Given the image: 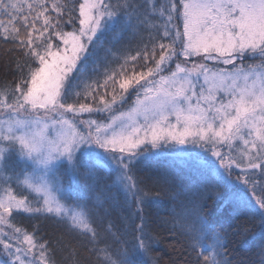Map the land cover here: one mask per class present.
I'll list each match as a JSON object with an SVG mask.
<instances>
[{"label": "snow or ice", "instance_id": "1", "mask_svg": "<svg viewBox=\"0 0 264 264\" xmlns=\"http://www.w3.org/2000/svg\"><path fill=\"white\" fill-rule=\"evenodd\" d=\"M0 17L15 66L0 88V264H58L69 247L21 216L58 218L83 242L88 259L73 250L59 264H132L127 250L99 247L97 222L125 205L140 221L136 247L151 254L160 239L144 213L156 197L179 202L159 218L181 238L164 264H240L229 241L257 227L254 264H264V0H0ZM164 156L195 181L138 178V165ZM61 162L87 185L71 209ZM209 201L235 214L231 232L213 223Z\"/></svg>", "mask_w": 264, "mask_h": 264}, {"label": "trees", "instance_id": "2", "mask_svg": "<svg viewBox=\"0 0 264 264\" xmlns=\"http://www.w3.org/2000/svg\"><path fill=\"white\" fill-rule=\"evenodd\" d=\"M144 2V0H140ZM153 3L159 5L162 0H152ZM0 19H6L0 17ZM122 25L117 23L113 26V32L106 38L111 39V35L119 32ZM126 42V41H125ZM10 42H5L0 39V88L6 83L13 80L14 63L9 55ZM131 71V67L128 69ZM71 102V101H69ZM83 160V157H81ZM167 171L170 175L177 178L180 182L190 183L195 181V177L187 165L181 164L179 161L173 160L171 157H160L158 159H146L137 167L138 178H144L147 175L151 176L157 172ZM58 176L65 186L62 194V203L67 208H74L77 204L86 199L88 196L87 185L81 177H73L68 169V166L63 163L57 169ZM114 175V174H113ZM110 179L105 177L101 187L108 185ZM14 189V188H13ZM21 189L16 188L15 192ZM155 203L145 209V217L149 229L155 234H159L160 243L153 245L151 254H145L141 249L136 247L138 241L134 239L135 225L140 223L137 217L131 215L125 205L114 206L109 216L105 217L103 221L97 222V230L102 233L103 240L99 245L100 248L107 246L108 254L123 252L127 250L128 258L132 264H153L158 260L160 264H164L173 257L174 253L172 245L179 247L178 241L180 237L173 236L168 229L160 224V217H170L174 211L179 210V202L173 201L168 197H156ZM208 214L213 223L219 228L231 232L237 226V219L235 214L231 212H224L221 210L220 202L208 203ZM21 221V226L29 227L34 223H39V236L44 239L52 241H60L63 244L69 245L63 252L57 250L54 259L58 262L62 261L66 256L70 255L74 250L78 254V258L86 260L89 258V253L86 251L83 242L78 237H74L64 231V228L56 222L58 218H49L47 220L31 221L25 219L23 216L18 218ZM110 227V231H109ZM259 233V228H255L254 232L250 233L247 240L238 242L235 238L230 239L228 244L229 252L235 261L240 264H254L258 262L259 256L254 255L256 248V238ZM56 247V245H53ZM103 260V254L100 257ZM116 259V255H113Z\"/></svg>", "mask_w": 264, "mask_h": 264}, {"label": "rangeland", "instance_id": "3", "mask_svg": "<svg viewBox=\"0 0 264 264\" xmlns=\"http://www.w3.org/2000/svg\"><path fill=\"white\" fill-rule=\"evenodd\" d=\"M208 63H212V62L211 61H208ZM0 111H3V110H0ZM68 115H71V114H68ZM84 115H86V114H84ZM7 118H8L7 117V114H4L3 116H0V119H7ZM3 146H4L3 144H0V147H3ZM225 151H226V149H225ZM209 157H210V154H209ZM210 158L211 159H215V158H212V157H210ZM7 163L9 165V169L11 171H19L21 168L24 167V163L17 156H15V155L11 156L9 158V160L7 161ZM63 163L66 164V162H61V164H63ZM217 165H218V162H217ZM11 187H12V189L14 188V192H15V189L16 188L21 189V187H19V186L16 185L15 181H13L11 183ZM4 258H6V257H0V259H4Z\"/></svg>", "mask_w": 264, "mask_h": 264}]
</instances>
